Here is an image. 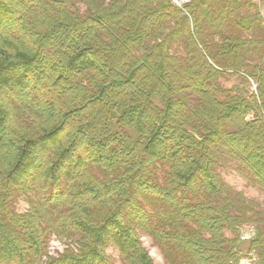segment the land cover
<instances>
[{"label": "trees", "instance_id": "trees-1", "mask_svg": "<svg viewBox=\"0 0 264 264\" xmlns=\"http://www.w3.org/2000/svg\"><path fill=\"white\" fill-rule=\"evenodd\" d=\"M229 171L264 196L252 0H0V264H239L244 226L264 263Z\"/></svg>", "mask_w": 264, "mask_h": 264}, {"label": "rangeland", "instance_id": "rangeland-1", "mask_svg": "<svg viewBox=\"0 0 264 264\" xmlns=\"http://www.w3.org/2000/svg\"><path fill=\"white\" fill-rule=\"evenodd\" d=\"M172 1L179 6H182L188 0H172ZM252 1L256 4L257 8L259 9L261 17L263 19V23H264V0H252ZM221 83L225 87H232L235 85H240V86L243 85L247 89L253 90L255 88L254 83L250 82L249 85L248 84H241L240 80L235 76L223 77L221 79ZM223 178L229 184H231L233 187H235L238 190H241L248 198L259 201L261 204V207L264 208V196L255 188L249 187L245 183V181L241 177H239L236 173H234L233 171L223 173ZM17 208L19 211H24L26 209L25 202L23 200L19 201ZM240 232H241L240 233L241 234L240 239H241V241H244V244L242 247L244 255L240 259L239 264H264L263 261H261L257 255H254L253 253L246 252L247 251V243H248L247 241L254 234L252 226H244L241 228ZM140 236H141V240H142L144 247L146 248V250L148 251V253L152 257L154 264H169L166 261V259L163 257V255L160 252V250L158 249V247L154 244L151 237H149L148 235H146L144 233H141ZM65 241H67V240L62 239L58 236H52L50 241H49V245H48L49 252L53 255H56L57 253L62 252L63 249L65 248V245H66ZM107 253L110 255L111 261L113 262V264H121L118 251L115 248L110 246L107 249Z\"/></svg>", "mask_w": 264, "mask_h": 264}]
</instances>
